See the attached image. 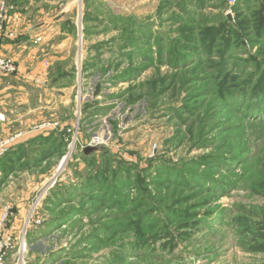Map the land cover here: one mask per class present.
Returning <instances> with one entry per match:
<instances>
[{"label": "rangeland", "instance_id": "obj_1", "mask_svg": "<svg viewBox=\"0 0 264 264\" xmlns=\"http://www.w3.org/2000/svg\"><path fill=\"white\" fill-rule=\"evenodd\" d=\"M26 18L71 40L0 140L28 134L0 164V211H24L8 263L264 264V0H52Z\"/></svg>", "mask_w": 264, "mask_h": 264}, {"label": "crops", "instance_id": "obj_2", "mask_svg": "<svg viewBox=\"0 0 264 264\" xmlns=\"http://www.w3.org/2000/svg\"><path fill=\"white\" fill-rule=\"evenodd\" d=\"M51 3L52 0H12L13 6L8 13L5 30L15 33L17 38L1 41L0 51L16 61L18 74L12 78L0 76V118H3L0 122V140L9 136L13 130L15 133L22 132L21 128L27 124L25 120L27 115L35 108V98L32 99L30 96V89L40 88L48 80L49 62L53 56H65L69 51L70 44L66 42L71 40L70 34L61 28L58 32L55 31L57 30L55 28L61 25L59 23L61 18L53 22L49 20L51 25L49 27L46 26L48 21L44 22L39 28L32 24V19L28 18L27 21L26 12ZM38 36H42L41 42L34 43V39ZM60 78L56 79L54 84L58 83ZM26 136L28 137V134L22 135L10 151H14L17 145L22 144L27 139ZM13 211L17 214V218L10 221L9 230L16 232L15 224L19 217L24 216V211L23 209L17 212L13 209ZM30 236L31 234L28 241Z\"/></svg>", "mask_w": 264, "mask_h": 264}, {"label": "built area", "instance_id": "obj_3", "mask_svg": "<svg viewBox=\"0 0 264 264\" xmlns=\"http://www.w3.org/2000/svg\"><path fill=\"white\" fill-rule=\"evenodd\" d=\"M11 0H0V42L3 40H14L17 38L15 33H9L5 30L6 22H8L7 12L10 9L9 3ZM235 0H229L230 4ZM41 41V37L38 36L34 39V43ZM18 74V66L14 61L3 55L0 51V76L12 78ZM3 118H0V122ZM58 124H44L40 126L41 130H54L59 129ZM17 139V138H16ZM15 138L1 141L0 143V159L8 152L10 144H12ZM15 214L13 209L9 206L4 207L0 212V264H9L7 259L9 254L14 250L13 239L11 233L7 230L9 228L10 221L14 219ZM29 223V222H27ZM20 246H25L24 236L20 238Z\"/></svg>", "mask_w": 264, "mask_h": 264}, {"label": "trees", "instance_id": "obj_4", "mask_svg": "<svg viewBox=\"0 0 264 264\" xmlns=\"http://www.w3.org/2000/svg\"><path fill=\"white\" fill-rule=\"evenodd\" d=\"M231 6V5H230ZM237 8H235V7H233V10H236ZM257 92H259V93H263V95H264V88H258L257 90H256ZM254 93H252V94H250V95H248V97L249 98H251V99H253L254 97ZM264 97V96H263ZM246 102H248V99H246ZM246 102L244 103V106H245V108L247 107V106H249V105H247L246 104ZM253 102H255V104H256V100L254 99V101H252L251 103H252V105H254V103ZM241 104V103H240ZM263 104V103H262ZM262 106V105H261ZM263 107V106H262ZM252 107H250V109H251ZM249 109V110H250ZM263 108H261V110H262ZM245 110V109H244ZM252 112H251V114H252V116H253V110H251ZM254 112H255V110H254ZM62 134H64V131H62ZM45 138V137H44ZM15 152H17V149H15L14 151H8L1 159H0V164H2V162H3V160L5 161L7 158H9V157H11V156H13L14 154H16Z\"/></svg>", "mask_w": 264, "mask_h": 264}, {"label": "water", "instance_id": "obj_5", "mask_svg": "<svg viewBox=\"0 0 264 264\" xmlns=\"http://www.w3.org/2000/svg\"><path fill=\"white\" fill-rule=\"evenodd\" d=\"M227 20H229L230 21V14H228L227 15ZM86 153H89V152H92L93 150H91V148H85V150H84Z\"/></svg>", "mask_w": 264, "mask_h": 264}]
</instances>
